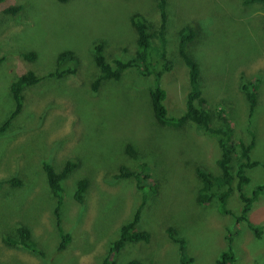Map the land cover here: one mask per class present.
<instances>
[{
  "label": "rangeland",
  "instance_id": "rangeland-1",
  "mask_svg": "<svg viewBox=\"0 0 264 264\" xmlns=\"http://www.w3.org/2000/svg\"><path fill=\"white\" fill-rule=\"evenodd\" d=\"M16 6L23 9L15 15L5 11ZM137 11L158 30V0L0 1V125L15 109L11 84L17 76L29 70L47 75L64 49H73L82 59L75 74L46 77L25 89L22 111L0 134V264H102L121 225L135 216L145 191L154 194L148 196L138 228L149 230L150 239L127 244L116 255L119 262L133 258L147 264H182L169 226L186 238L193 264H217L227 248L233 216L220 211L217 198L204 205L192 199L203 185L197 168L221 177L217 141L189 122L179 130L159 123L149 96L153 80L135 68L93 90L98 73L94 43L105 40L109 60L132 58L137 32L131 15ZM166 11L168 57L174 62L162 79L169 113L180 115L186 107L190 81L179 49L180 29L196 24L200 31L187 49L200 63L201 87L213 111V125L229 118L238 139L250 142L255 136L252 157L264 162V5L244 0H168ZM31 49L38 51L34 62L22 54ZM249 78L257 80L254 103L242 89ZM130 143L135 157L126 151ZM69 159L79 164V173L64 183L62 222L72 239L60 250L58 198L49 187L45 164L61 169ZM143 162L148 167L141 180L117 177L121 165L137 170ZM248 174L250 193L264 183V166L248 169ZM83 176L91 183L79 203L75 185ZM10 178L20 186L2 182ZM236 182L237 178L234 186ZM236 190L228 207L239 212L242 201ZM250 218L263 226L262 237L256 238L246 223H235L237 264H264V192ZM20 225L31 229L42 253L29 251L21 242L16 246L4 241Z\"/></svg>",
  "mask_w": 264,
  "mask_h": 264
},
{
  "label": "trees",
  "instance_id": "trees-1",
  "mask_svg": "<svg viewBox=\"0 0 264 264\" xmlns=\"http://www.w3.org/2000/svg\"><path fill=\"white\" fill-rule=\"evenodd\" d=\"M1 2L4 0H0ZM68 0H58V2H66ZM168 0H158V7L161 14V20L157 31L153 30L152 24L141 12H134L131 15V22L134 26L136 36V51L134 56L129 59H112L109 60L105 53V40H98L94 43V62L98 67V73L92 82L93 90L97 91L100 85L109 79L119 80L129 68H135L137 71L147 77L150 76L153 80V86L149 88V96L153 113L158 122L164 126H173L174 129L184 127L188 122L195 125L200 131L207 136L214 138L220 149L221 156L217 159V163L221 170V177H213L206 169L197 168V174L201 177L203 185L201 186L197 197L192 198L199 205L211 202L212 199L219 200L220 211L222 213L230 214L235 219L233 226H228L227 240L228 246L222 250L217 258V264H237L238 256L233 245L235 233L233 232L238 226L235 223H246L247 226L254 232L256 238L260 239L263 233V226L251 221L250 212L258 200L260 195L264 192V183L256 184L252 191H246V186L250 184L251 177L248 174V169L256 167L260 164L264 166L261 160L253 159L252 148L255 143V136L250 142L243 139H238L235 136L234 127H232L229 118H223V123L217 126L213 125V111L209 108L208 99L204 95L201 87V67L199 61L195 56L188 51V45L193 41L194 37L200 31L196 24H185L180 29V52L184 59V63L189 70L190 89L186 96V107L180 115L169 113L166 99L168 92L163 87V75L171 71L174 62L168 57L166 29L168 14L166 11ZM259 2L264 5V0H244V3ZM22 6L9 7L5 11L8 14H17L22 10ZM155 38L159 39L160 44H155ZM23 56L30 62H34L38 58V51L27 50L24 51ZM79 53L73 49H64L58 53L57 61L53 70H50L47 75L38 74L34 70H29L15 78L11 84L13 97L16 100V106L11 111L10 116L5 122L0 125V134L4 133L13 119L20 114L24 103L25 89L39 83L46 77L57 78L61 75H73L79 69L82 59L80 60ZM84 57V56H83ZM252 77V76H251ZM250 77V78H251ZM249 78V79H250ZM204 79V78H203ZM256 79L243 81L242 89L246 94V98L255 102L257 92ZM252 103V105H253ZM220 114V112H219ZM250 117V111H249ZM126 151L135 157L136 150L132 143L128 144ZM137 170H130L127 166L121 165L120 172L117 177L123 178L127 176H135L136 179L141 180L143 170H147V163H138ZM47 181L51 191L58 198L57 206L55 208L57 216V224L61 235V242L59 249L62 250L68 246L72 239L70 232L64 230L61 214V206L63 205L64 183L70 175L79 173V164L74 159H69L65 166L61 169L56 168L51 163L45 164ZM146 175H148L146 173ZM237 178V182H234ZM14 187H19L20 182L17 179L10 178L3 180ZM90 179L88 177H81L76 179L74 197L79 202H84L88 189L90 186ZM219 185V186H217ZM219 188V190L217 189ZM235 187L242 201V207L239 212L233 211L228 207V200ZM139 188L144 189L142 185ZM156 193L158 191L155 184H153ZM66 190V188H65ZM145 191L143 200L136 209L135 216L121 225L119 236L114 239L106 253L102 264H147L139 259H129L125 262H119L116 255L130 243H137L140 241H148L150 239V231L138 228V223L142 219V209L148 200V195ZM155 193V194H156ZM233 227V230L231 229ZM170 238L179 244V252L182 264H193V258L188 255L187 240L179 233V231L169 226L167 228ZM9 245H18V242L23 243V246L34 253H42L39 249L36 240L32 237L31 229L26 225L18 226L14 233L6 236L4 240ZM225 261V262H224Z\"/></svg>",
  "mask_w": 264,
  "mask_h": 264
},
{
  "label": "clouds",
  "instance_id": "clouds-1",
  "mask_svg": "<svg viewBox=\"0 0 264 264\" xmlns=\"http://www.w3.org/2000/svg\"><path fill=\"white\" fill-rule=\"evenodd\" d=\"M236 192L238 193V190H236Z\"/></svg>",
  "mask_w": 264,
  "mask_h": 264
},
{
  "label": "bare ground",
  "instance_id": "bare-ground-1",
  "mask_svg": "<svg viewBox=\"0 0 264 264\" xmlns=\"http://www.w3.org/2000/svg\"><path fill=\"white\" fill-rule=\"evenodd\" d=\"M74 143V142H73ZM225 262V261H224Z\"/></svg>",
  "mask_w": 264,
  "mask_h": 264
}]
</instances>
